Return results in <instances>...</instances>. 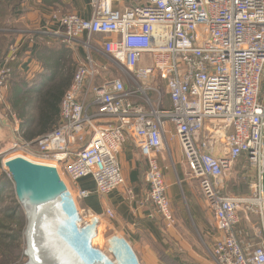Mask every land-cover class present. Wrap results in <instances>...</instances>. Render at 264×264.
Here are the masks:
<instances>
[{"label": "built area", "instance_id": "2783aa9c", "mask_svg": "<svg viewBox=\"0 0 264 264\" xmlns=\"http://www.w3.org/2000/svg\"><path fill=\"white\" fill-rule=\"evenodd\" d=\"M49 20L59 29L38 32L77 42L84 60L61 97L59 124L14 143L0 154V170L21 155L55 166L71 182L92 177L107 194L122 183L117 154L131 137L146 162L148 199L170 225L158 157L170 155L176 139L221 234L209 250L213 263L264 264V0H91L89 18L53 11ZM15 63L25 79L39 70L30 50L14 42L0 59V95ZM113 70L116 76L96 82ZM243 154L255 175L251 195L226 194L223 177ZM69 192L79 228L95 236L105 221L76 201L89 191ZM240 212L260 216V242L252 247L238 238Z\"/></svg>", "mask_w": 264, "mask_h": 264}, {"label": "crops", "instance_id": "0c3cea01", "mask_svg": "<svg viewBox=\"0 0 264 264\" xmlns=\"http://www.w3.org/2000/svg\"><path fill=\"white\" fill-rule=\"evenodd\" d=\"M48 2V0H24L15 13L14 24L17 27L32 28L29 29L31 31L28 33L29 37L27 35L22 39L21 35H18L15 42L21 45L23 50H30L34 58L40 44H47L49 43L47 37L52 38L40 34L38 30L43 27H48L50 30L59 29L57 23L49 20V15L53 11L75 13L83 18L91 16V0ZM67 4H70L69 8L66 7ZM35 60L39 70L30 79L32 82L45 72V66L37 57ZM20 67L19 64L15 66L16 74L22 73ZM164 102L169 106L171 104L166 95ZM174 144H177L176 149ZM169 150L170 155L162 152L158 158L174 219L173 224L167 225L148 199L149 188L145 179L146 162L131 137L122 144L117 154L121 167V185L107 194L96 191L92 177L81 178L71 182L72 185L69 184V186H72L75 194L79 189L89 191L87 197L77 200L79 206L102 217L106 223V230L117 235L126 244L136 264H214L209 250L221 234L215 226L213 212L203 199L204 197L198 196H201L198 182L190 181L191 179L187 176L186 165L176 139L169 142ZM238 159L231 174L237 173L236 165L240 163ZM4 173L9 177L6 172ZM248 175L255 176L253 170L251 173L248 171ZM252 177L249 180L251 192ZM128 191H131L133 198L129 197ZM234 196L239 197L236 194ZM246 196H249V193L241 197ZM108 209L113 212L112 217L107 216ZM241 220L242 217L236 227L238 238L250 247L259 243L260 237L257 233L261 227L252 230L251 227V231L247 230V225ZM245 220L249 221L248 218Z\"/></svg>", "mask_w": 264, "mask_h": 264}, {"label": "water", "instance_id": "95a60500", "mask_svg": "<svg viewBox=\"0 0 264 264\" xmlns=\"http://www.w3.org/2000/svg\"><path fill=\"white\" fill-rule=\"evenodd\" d=\"M3 166L25 218L26 260L20 264H134L126 244L106 228L95 236L79 228L76 205L55 166L21 155L7 158ZM102 233L104 244H94Z\"/></svg>", "mask_w": 264, "mask_h": 264}, {"label": "rangeland", "instance_id": "374dc122", "mask_svg": "<svg viewBox=\"0 0 264 264\" xmlns=\"http://www.w3.org/2000/svg\"><path fill=\"white\" fill-rule=\"evenodd\" d=\"M23 1L24 0H20V3L15 8L13 14L10 17L6 18L5 21L6 27L4 28V30L8 31L7 33H5V35H7L8 38H11L12 40L10 45L16 41V37L18 35H21L22 39L24 37L26 38L27 35L29 37V34L24 30L32 29L30 27H22L20 29L14 24L16 10ZM48 1L51 2V0ZM66 7L69 8L70 4H67ZM51 37L52 38L47 37L49 43L40 44L38 53H35V58L37 57V59L45 66V69L52 74H55L56 70H58L57 64L60 65V69H62L63 74H66L71 69L73 80V76L79 63L84 60V56L86 53L84 48L78 45L77 42L67 43L62 42L61 39L57 37ZM10 45L8 46L7 50L9 49ZM45 46L48 48H45ZM4 55H2L0 59H3ZM94 56H96L97 59L103 60V62H105L103 57L99 55ZM44 62L46 63L44 64ZM17 64L18 63H15L16 67ZM16 72L17 70L13 69L11 74L6 77V83L2 88L0 95V154L8 153L10 147H12L13 144L17 141L27 140L25 134L27 133V131H29L30 127V124L27 122V116L30 112L28 113L27 111H30L32 109V101L36 97V91H33V86H31L32 81L29 79H24L26 73L24 74V72L21 71L22 73L16 74ZM116 75L117 73L114 70L109 74L102 73L96 78V82L100 83L105 78H108L110 76L113 77ZM47 84L48 81L46 80L42 85L47 86ZM164 106L169 107V105L165 102ZM34 113L35 112L31 113L32 116L34 115ZM32 131L34 132L35 130L33 129ZM176 147L177 144H174V149H176ZM236 166V174H231V171H228L223 177L225 185L223 190L226 194L238 195V193L243 190L240 174H238L240 163H237ZM1 171L2 170H0V172ZM248 171L249 173H251V168H249ZM61 177L65 181L71 193L75 196V193L73 192V188L71 186V181L68 179L67 175L62 173ZM249 177L251 178L252 175H249ZM190 181L197 183V181L193 179H191ZM69 184L71 185L69 186ZM247 192L249 193V195H251L250 189L249 191L247 189ZM198 196L203 197L202 194L201 196ZM244 216H246L245 213L240 212V218L242 217L241 222H244L247 225V230H250L251 227V230L253 228L262 227L260 216H258L254 212H250L247 214V218L249 219V221L245 220L243 218ZM24 226L25 218L23 210L16 199L13 183L11 184L9 182L8 185H6V188L0 192V235L4 237V240L2 239L3 241L0 240V264H20L26 260V257L23 255V249L25 247L23 237ZM103 236H105L104 233L101 234V237L98 238V240H96L94 244L103 245L105 240ZM254 241L257 242V240L255 239ZM104 250L108 253L107 247H105Z\"/></svg>", "mask_w": 264, "mask_h": 264}, {"label": "trees", "instance_id": "16d2710c", "mask_svg": "<svg viewBox=\"0 0 264 264\" xmlns=\"http://www.w3.org/2000/svg\"><path fill=\"white\" fill-rule=\"evenodd\" d=\"M19 3L20 0H0V57L5 54L8 46L12 42L11 38H8V36L5 35V33L8 32L4 30V28L6 27V18L10 17L13 14L15 8ZM45 48L48 47L45 46ZM45 63L46 62H44V64ZM57 65L58 70H56L55 74H52L45 69V72L42 75L31 82L33 91H36V97L32 101V109L30 111H27L28 113L30 112L27 116V122L30 124V127L29 131H27V133L25 134L27 140H31L36 136L53 129L59 124L60 100L64 91L71 84L72 71L70 69L66 74H63L62 69H60V65ZM46 80L48 81V84L47 86H43L42 84ZM32 112H35L33 116L31 114ZM33 129L35 130L34 132L32 131ZM238 160H240L238 174H240V178L242 181L241 183L243 185V190L238 193V196L241 197L248 193L247 189L249 191L250 177L248 175L249 167L246 164L247 162L245 161V155H241ZM9 182L12 184L11 179L1 171L0 192L6 188V185H8ZM2 239L4 240V237L0 235V240Z\"/></svg>", "mask_w": 264, "mask_h": 264}, {"label": "bare ground", "instance_id": "6f19581e", "mask_svg": "<svg viewBox=\"0 0 264 264\" xmlns=\"http://www.w3.org/2000/svg\"><path fill=\"white\" fill-rule=\"evenodd\" d=\"M83 249H85V248H83ZM87 249V248H86ZM85 249V250H86ZM87 251V250H86ZM88 252V251H87ZM91 256H94V255H91ZM93 263H95L94 262V260H88V261H85L84 263L82 262V264H93Z\"/></svg>", "mask_w": 264, "mask_h": 264}]
</instances>
